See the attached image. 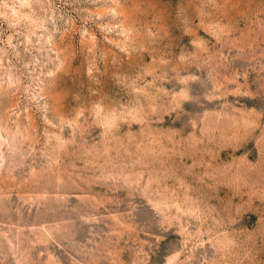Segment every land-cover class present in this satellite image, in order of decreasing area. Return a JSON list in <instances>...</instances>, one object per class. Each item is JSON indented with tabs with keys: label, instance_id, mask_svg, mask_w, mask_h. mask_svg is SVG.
<instances>
[{
	"label": "rangeland",
	"instance_id": "374dc122",
	"mask_svg": "<svg viewBox=\"0 0 264 264\" xmlns=\"http://www.w3.org/2000/svg\"><path fill=\"white\" fill-rule=\"evenodd\" d=\"M0 264H264V0H0Z\"/></svg>",
	"mask_w": 264,
	"mask_h": 264
}]
</instances>
